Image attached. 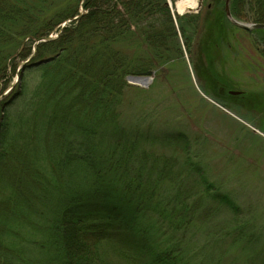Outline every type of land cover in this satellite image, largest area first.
<instances>
[{
  "label": "trees",
  "instance_id": "obj_1",
  "mask_svg": "<svg viewBox=\"0 0 264 264\" xmlns=\"http://www.w3.org/2000/svg\"><path fill=\"white\" fill-rule=\"evenodd\" d=\"M204 3L228 49L239 28L226 0ZM230 3L237 18L250 5L264 24V0ZM189 17L187 33L201 20ZM249 32L264 55V28ZM26 40L35 57L0 99V264H264V246L235 223L242 207L191 161L186 135L152 137L123 122L127 78L183 58L167 0H0V97L14 56L33 54L20 51ZM160 145H183L184 165ZM143 218L173 251L132 234Z\"/></svg>",
  "mask_w": 264,
  "mask_h": 264
},
{
  "label": "rangeland",
  "instance_id": "obj_2",
  "mask_svg": "<svg viewBox=\"0 0 264 264\" xmlns=\"http://www.w3.org/2000/svg\"><path fill=\"white\" fill-rule=\"evenodd\" d=\"M177 1L167 0V3L182 44L183 58L162 67L159 73L146 75L150 77L148 84L132 83L127 78L123 122L135 130L146 128L152 137L184 133L189 145L188 157L204 169L208 182L235 198L243 210L235 223L239 221L248 227L258 239L256 246L261 248L264 246V55L249 32L258 24L250 18L253 8L249 5L243 13L245 18L233 15L231 7L228 15L226 9L227 19L239 29L230 47L225 49L220 42L222 24L215 19L213 11L207 10L204 0H200L199 8L181 14L173 9ZM193 15H199L201 20L196 27L186 25L187 33L185 28V31L180 28V19ZM184 32L189 36L190 48L183 38ZM25 44L26 49L24 45L20 51L34 52V44L29 40ZM14 57L0 99L15 88L26 61H33L35 55H27V59ZM241 92L247 95L231 98L234 101L228 99L229 95H241ZM226 100L241 106L232 109ZM160 146L158 151L177 158L178 166L184 165L183 145ZM193 179H197L196 175ZM225 215L220 220L228 222L226 217L232 220ZM139 225L132 233L136 237L146 238L158 251L175 249V242L153 219L143 218ZM243 256L241 253L239 260Z\"/></svg>",
  "mask_w": 264,
  "mask_h": 264
},
{
  "label": "water",
  "instance_id": "obj_3",
  "mask_svg": "<svg viewBox=\"0 0 264 264\" xmlns=\"http://www.w3.org/2000/svg\"><path fill=\"white\" fill-rule=\"evenodd\" d=\"M230 0H227V3H226V9H227V12H228V15H230ZM83 14V9L81 10L80 14L78 16H76L75 18H73L72 20H75V19H78L81 17V15ZM72 20H68V21H65L63 22L61 25H59L53 32L51 35L49 36H45L43 38H41L40 40L37 41V43L39 42H42V41H50V40H53V39H56L60 33L62 32L63 28L66 26V24L69 22V21H72ZM242 26L246 29H250V27L246 24H242ZM255 27H261V28H264V24H255ZM35 52H36V48H34V52L32 55H35ZM50 58H47V59H44L43 61L41 62H46V61H49ZM28 61V60H27ZM26 61V63H27ZM25 64V63H24ZM128 80L132 83H136V84H142V85H145V84H148L149 80H150V77L149 76H129L128 77ZM232 93H240V92H232Z\"/></svg>",
  "mask_w": 264,
  "mask_h": 264
},
{
  "label": "bare ground",
  "instance_id": "obj_4",
  "mask_svg": "<svg viewBox=\"0 0 264 264\" xmlns=\"http://www.w3.org/2000/svg\"><path fill=\"white\" fill-rule=\"evenodd\" d=\"M200 0H179L173 4V9L176 14H181L185 12H191L199 8Z\"/></svg>",
  "mask_w": 264,
  "mask_h": 264
}]
</instances>
